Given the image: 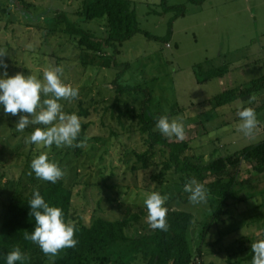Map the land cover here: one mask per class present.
<instances>
[{
	"label": "rangeland",
	"instance_id": "1",
	"mask_svg": "<svg viewBox=\"0 0 264 264\" xmlns=\"http://www.w3.org/2000/svg\"><path fill=\"white\" fill-rule=\"evenodd\" d=\"M131 1L142 30L162 39L148 38L143 31L136 33L123 43L116 56L109 52V57L118 64L107 67L103 64L104 57L82 50L63 31L64 22H57V17L65 14L102 39L106 19L82 21L77 14L82 0H0V49L8 53L0 59L8 65V76L32 74L42 80L45 68L62 65V80L79 90L78 99L60 101L63 111L77 114L79 105L83 104L89 115L81 118L90 123L84 137L86 147L53 145L50 151L38 149L26 143L25 138L35 127L45 126H29L18 132L15 125L19 115H5L0 105V227L4 207L12 195L28 196L50 183L37 179L34 173L28 175L32 171L31 161L47 151L49 159L65 172L60 180L73 192L75 220L90 224L96 217L117 219L137 213L142 216L139 229L145 231L149 224L144 194L153 191L170 194L175 209L194 215L189 239L195 264L222 263L229 254L251 250L253 242L264 239V180L259 181L252 169L244 172V178L248 179L239 193L243 200L231 199L232 215L211 223L208 201L190 203L189 193L183 190L187 181L181 174L164 170L159 175L163 170V155L155 152L149 157L148 165H143L138 154L147 151L149 145L140 130L139 118L119 119L118 113H113L111 106L117 94L112 81L121 72L122 84L149 87L153 99L148 115L162 114L170 120L182 121L184 139L192 141L195 154L204 162L258 143L264 136L247 138L236 130L240 123L236 111L220 112L212 108L209 100L218 94L220 79L217 76L203 80L205 73L197 69L208 59L218 66V41L226 49L229 42L241 46L236 56H252L254 45L262 44L263 50L264 0H206L201 5L188 0H167L169 5L185 3L188 8L186 15L173 23L169 43L163 37L169 32L172 13L154 12L162 10V0ZM225 6H234L235 12L227 17L223 14ZM218 9L222 18L219 24ZM4 71L0 67V77ZM255 72L254 67L246 71L239 69L233 72L234 80L242 83L246 78L256 77ZM223 81L231 82L232 78L225 77ZM121 98L123 109L129 108L136 114L141 111V94H125ZM242 102L244 107L246 102L243 99ZM26 253L29 264H54L55 257L45 256L37 244Z\"/></svg>",
	"mask_w": 264,
	"mask_h": 264
},
{
	"label": "trees",
	"instance_id": "2",
	"mask_svg": "<svg viewBox=\"0 0 264 264\" xmlns=\"http://www.w3.org/2000/svg\"><path fill=\"white\" fill-rule=\"evenodd\" d=\"M205 1L188 0L196 5H201ZM161 5L162 10H155V13L160 15L172 13L169 32L163 37L166 39L164 41L169 43L173 33V23L185 16L188 8L185 3L169 5L167 0H162ZM77 14L82 21L106 19L102 39L98 38L91 29L83 28L78 22L71 21L65 14L58 16L57 22H64L63 31L74 38L82 50L96 57H104L102 63L107 67L118 64L114 58L109 57V52L116 56L124 42L143 31L131 0H82ZM143 32L148 38L162 39L149 31ZM197 70L205 73L203 80H209L224 74L226 67L216 66L208 59L198 65ZM120 78L121 72H118L112 81L117 97L111 109L113 113H118L119 119L139 118L140 130L149 145L147 151L138 154L143 165L147 166L149 157L159 152L164 157L163 170L159 175H163L164 170H174L175 173L182 175L184 181L195 178L208 189L207 201L211 210V223L221 222L225 216L230 217L231 199L243 200L239 193L248 179L244 178V172L252 169L256 172L255 177H258L259 181L264 180V138L239 151L204 162L195 154L190 139L175 140L165 137L156 128L158 119L163 115H148L147 110L153 99L150 88L122 84ZM252 84L251 88H264V77L254 80ZM133 93L142 95V109L138 114L121 106V96ZM236 95L234 89H228L213 96L209 102L212 108L217 109L218 106L231 102ZM77 115L88 116L89 110L80 104ZM89 126L90 123L82 120L78 141L85 139ZM39 192L50 206L60 207L65 221H74L77 229L75 238L78 244L75 248L62 250L55 257L54 264H195L189 239V229L194 222V215L189 211L175 209L171 205L174 197H170L165 205L168 209L166 217L168 230H153L147 225L145 231H140L138 222L142 216L137 213L117 219L96 217L90 224L75 220L72 213L73 192L62 180L56 183L50 182L40 188ZM32 198L33 193L28 196L14 194L4 207L0 227V264H6V255L17 246L28 259L23 262L18 261L16 264H29V256L26 252L35 244L24 239V232L31 234L35 226L34 217L30 215L29 201ZM253 255L252 249L240 250L239 253L229 254L222 263L206 261L201 264H243L245 261H251Z\"/></svg>",
	"mask_w": 264,
	"mask_h": 264
},
{
	"label": "clouds",
	"instance_id": "3",
	"mask_svg": "<svg viewBox=\"0 0 264 264\" xmlns=\"http://www.w3.org/2000/svg\"><path fill=\"white\" fill-rule=\"evenodd\" d=\"M6 49H0V58L7 56ZM0 67L4 68L3 77H0V105L3 106L5 115H19L15 125L16 131L23 132L29 126L35 127L26 143H32L37 148L49 151L52 146L57 148H83L86 147L87 138L79 140L82 118L76 113L67 114L63 111L64 105L60 101L71 102L78 99L79 90L62 80L63 66L48 67L43 70V79L35 75L25 76L17 73L9 77L6 71L8 65L0 59ZM42 97H44L42 99ZM256 100L253 94L248 103ZM243 104V102H242ZM25 113L26 115H20ZM240 123L236 126L238 132L244 136L254 135L259 121L252 107H241L238 111ZM156 128L165 137L185 138V126L178 119H169L167 115L161 116ZM31 170L39 180L56 183L62 179L65 172L59 164L49 159L47 151H42L31 161ZM184 192L189 193L188 200L192 204L207 202L208 189L204 184L191 178L184 185ZM144 205L147 215L146 222L153 230H168L167 213L165 206L170 194H161L158 191L145 193ZM30 215L34 217L35 226L31 234L24 232V239L37 244L45 256L54 258L64 249L75 248L78 240L75 238L76 225L72 220L65 221L63 210L57 206H50L45 201L39 190H35L33 198L29 201ZM254 253L251 264H264V239L253 242L251 245ZM28 257L17 246L6 255V264L26 261Z\"/></svg>",
	"mask_w": 264,
	"mask_h": 264
},
{
	"label": "crops",
	"instance_id": "4",
	"mask_svg": "<svg viewBox=\"0 0 264 264\" xmlns=\"http://www.w3.org/2000/svg\"><path fill=\"white\" fill-rule=\"evenodd\" d=\"M234 10V6H225L223 8V14H226L228 17L231 13L235 12ZM221 21L222 18L218 9V24ZM240 47L241 46H238V44L233 46L232 43L229 42V46L226 49L222 42L218 41V66L226 67V72L218 76L220 79L218 80V93L228 89H234L237 93L236 97H234L231 102L218 106V111L224 112V109H226L227 112L232 110L238 113L239 109L242 107L241 104L243 99L244 102H246L244 107H252L256 114L260 116V118H258L259 124L257 127L259 130L255 131L256 136L254 134L251 137H261L264 136V88L259 89L251 87L254 80L264 77V47L262 50V44L259 46L254 45V53L252 56H236V54L240 52V50H237ZM251 67L256 69V77H250V79L246 78L244 82L236 83L233 72L238 71L239 69L246 71V69ZM229 76L232 78L231 82L223 81L225 77ZM248 89H251V91L247 92ZM253 94L256 96V100L249 104L248 100Z\"/></svg>",
	"mask_w": 264,
	"mask_h": 264
}]
</instances>
